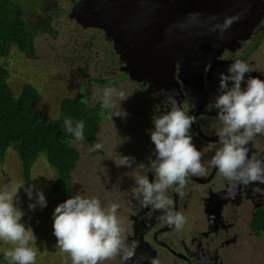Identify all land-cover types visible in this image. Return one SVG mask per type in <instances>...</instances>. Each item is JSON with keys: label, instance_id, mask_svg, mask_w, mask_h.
<instances>
[{"label": "flooded vegetation", "instance_id": "obj_1", "mask_svg": "<svg viewBox=\"0 0 264 264\" xmlns=\"http://www.w3.org/2000/svg\"><path fill=\"white\" fill-rule=\"evenodd\" d=\"M74 1L71 0V3ZM239 2L245 14L246 31L237 35L233 42L226 44L205 64L201 82H196V87H188L189 93L185 92L181 81H178L179 88L175 90L155 86L151 81L153 77L145 75L131 79L126 73L120 79L134 82L133 94L138 107L136 115L142 142L138 147L130 142L131 148L125 151H129L127 153H97L103 156L98 161L96 171L102 182V178L115 173L117 169L113 197L111 188L107 193L112 199L110 203L120 205L117 217L122 222L128 242H135L136 249L134 256L127 261L116 257L103 264H151L153 259L158 260L159 264H251L252 246L256 245L252 240L264 239V183L233 185L218 175L216 168L209 166L220 147L216 130L221 125L216 110L208 109L206 105L218 95L219 74L227 73L231 63L241 60L255 69L246 73L245 79L255 76L264 80V63H257V50L261 49L264 54V0ZM76 28L80 29V34L86 30L77 24ZM86 28H90L94 34L100 33L94 29L101 31ZM101 33L108 41L104 32ZM82 45L78 42L75 44L77 48ZM87 46L90 48V45ZM117 60L118 63L115 61L111 70L114 72L118 65L117 69L122 73L125 63L118 56ZM173 104L195 118L191 130L193 143L202 153L201 162L207 168L205 176L187 178L183 196L172 189L166 193L173 202L171 211L180 212L186 218L184 227L179 231L161 219L165 215L162 210L141 206L132 192L138 177L147 176L150 182L154 179V173L149 168L150 159H155L149 131L154 129L152 118L169 111ZM130 134L137 136V133ZM247 148L249 158L255 156L264 160V135H256ZM118 154L134 157L132 166H117L122 158ZM90 181L95 182L94 178ZM110 203L106 201L101 204L107 207Z\"/></svg>", "mask_w": 264, "mask_h": 264}, {"label": "clouds", "instance_id": "obj_2", "mask_svg": "<svg viewBox=\"0 0 264 264\" xmlns=\"http://www.w3.org/2000/svg\"><path fill=\"white\" fill-rule=\"evenodd\" d=\"M55 6L60 10L57 2ZM71 6L72 3L69 10ZM55 14L59 13L55 11ZM68 18L83 28L74 18ZM237 20V17L226 18L216 28L223 34ZM253 71L255 69L244 61L231 63L227 73L219 74L218 95L206 105L208 109L216 110L221 125L216 130L220 147L209 166L216 168L218 175L233 185L264 183V160L255 156L249 158L247 148L256 135H264V80L255 76L245 79V74ZM127 98L123 91L105 88L101 96L102 107L115 109L117 100L121 105ZM127 115L121 107L111 112L112 117L125 118ZM152 121L154 129L149 131L155 159H150L149 168L154 179L150 182L147 176L138 177L132 192L141 206L162 210L165 215L161 219L179 231L186 218L180 212L171 211L173 202L166 193L172 189L183 196L189 176L207 174V168L201 162L202 153L193 143L191 134L195 118L173 104L169 111L153 116ZM64 130L73 136L71 144L72 141L74 144L85 143L86 147L91 146L90 152L104 146L84 138L83 121L73 125V121L66 118ZM134 160V157L122 156L117 166L131 167ZM22 188L28 199L34 201L28 205L30 210L47 206L44 193L34 185L8 183L0 188V241L14 246L4 254L8 264H36L37 250L30 246L35 236L32 229L21 222L25 213L19 206L18 195ZM119 207L116 203L103 207L98 198L79 193L70 196L53 212L55 246L70 256L71 264H103L116 257L127 261L134 256L136 244L129 243L124 234L125 229L117 217ZM151 264H159V261L153 259Z\"/></svg>", "mask_w": 264, "mask_h": 264}, {"label": "rangeland", "instance_id": "obj_3", "mask_svg": "<svg viewBox=\"0 0 264 264\" xmlns=\"http://www.w3.org/2000/svg\"><path fill=\"white\" fill-rule=\"evenodd\" d=\"M55 2L60 8L59 14H55L57 9ZM25 4H29L30 7L31 3L27 0ZM70 5L71 0H40L36 7H30L26 13L29 26L38 30L49 18L51 27L58 30L57 35L54 36L47 31L38 32L34 38L35 56L26 57L14 48L6 56L0 57V64L9 72L7 81L14 94L20 92L24 83L32 84L40 92L41 98L33 107L34 112L40 116L55 118L58 115L60 100L78 93L90 105L100 103L101 127L98 133V142L104 146L100 150L90 152L91 146L86 147L85 143L74 144L75 141H72L78 150V160L70 173L71 187L75 191L74 195L79 193L82 196L96 197L101 203L106 201L110 203L112 199L109 198L107 192L111 188L113 197L117 169H115V173L102 178V182H100L98 179L100 175L97 174L96 167L103 155L97 153H127L129 151H125L131 148V143L138 147L142 142L140 140L142 133L136 115L138 107L133 94L135 85L133 81L129 82L127 79L120 81L119 85L114 87L126 93L128 98L124 101L129 104L122 101L120 105V101L117 100L115 109L102 107V91L112 87L109 85L100 87L96 82L98 77H103L101 74H104L102 68L97 66V61L102 55V48L98 42L92 41V43H88L90 57L79 56L81 52L77 51V46L73 44L76 41L75 37L78 38V43H87V41L90 42L89 38L94 33L89 28L83 30L81 34L75 30L74 23L68 18ZM72 39L73 41L70 42ZM257 53V63L263 64L264 54L261 49H258ZM85 66L88 68L83 73L81 69ZM118 74L109 77L113 78L114 75L121 77V74ZM87 89L92 91L90 95L86 94ZM130 106L132 107L130 108ZM120 107L128 115L125 118L112 117L111 112L119 110ZM127 130L137 133V136L130 134ZM120 155L118 154V156ZM91 178H94L96 183L90 181ZM53 180L54 170L47 163L45 154L41 153L32 164L29 184L44 193L47 206L44 208L37 206L35 210H30L28 205L34 201L28 199L22 188L18 195L19 206L25 213L21 222L25 224L26 228L30 227L35 236V239L30 241V246L37 250L36 264H71L70 256L67 253H62L55 246L57 241L53 234V212L56 206L62 203V199L52 189ZM8 183H23L20 161L12 147L7 149L3 161L0 162V188ZM252 242H256V245L252 246L250 263L264 264V239L252 240ZM12 247L14 246L0 241V255L5 257V252Z\"/></svg>", "mask_w": 264, "mask_h": 264}, {"label": "water", "instance_id": "obj_4", "mask_svg": "<svg viewBox=\"0 0 264 264\" xmlns=\"http://www.w3.org/2000/svg\"><path fill=\"white\" fill-rule=\"evenodd\" d=\"M68 16L104 31L129 78L153 77L155 86L178 89L201 82L202 69L246 31L239 0H77ZM237 17L223 34L216 28Z\"/></svg>", "mask_w": 264, "mask_h": 264}, {"label": "trees", "instance_id": "obj_5", "mask_svg": "<svg viewBox=\"0 0 264 264\" xmlns=\"http://www.w3.org/2000/svg\"><path fill=\"white\" fill-rule=\"evenodd\" d=\"M26 1L0 0V57L6 56L14 48L26 57L35 56V35L46 31L54 36L58 33L57 29L51 27L49 18L38 30L32 29L26 19V13L30 7H36L40 0H29L33 5L30 4V7L29 4H25ZM56 12L59 13L60 10ZM74 27L80 33L75 23ZM94 30L100 33L91 35L90 42L79 43L84 44L77 48V51L81 52L79 56L89 58L90 49L87 44L92 41L98 42L102 48V55L97 61V66L104 68V74H101L103 77H98L96 82L100 87L102 85L117 87L126 73H119L118 65L114 72L111 70L112 64L115 61L118 63V54L111 39L105 41L101 35L102 31ZM72 41L73 39L70 40ZM76 43L77 40L73 42ZM87 68L85 66L81 71L84 73ZM118 73L121 77L116 76ZM113 74H116L115 77L110 78L109 76ZM8 76V70L0 64V162L3 161L7 149L12 147L20 161L22 184L26 186L30 183L33 162L39 154L44 153L47 163L54 170L52 189L64 202L70 196H74L70 173L78 159V150L70 143L73 136L64 130V120L71 119L73 125L83 121L84 138L89 142L98 143L101 127L100 103L90 105L78 93L60 100L58 115L55 118L43 117L33 110L41 98L36 87L24 83L20 92L14 94L7 81ZM91 92L90 89L86 90L88 95ZM0 264H8L3 255H0Z\"/></svg>", "mask_w": 264, "mask_h": 264}]
</instances>
